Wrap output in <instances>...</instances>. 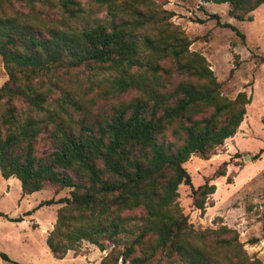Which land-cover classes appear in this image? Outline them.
Returning <instances> with one entry per match:
<instances>
[{
    "label": "trees",
    "instance_id": "obj_1",
    "mask_svg": "<svg viewBox=\"0 0 264 264\" xmlns=\"http://www.w3.org/2000/svg\"><path fill=\"white\" fill-rule=\"evenodd\" d=\"M96 1L104 18L78 27L72 22L82 13L81 0H0L7 73L0 85L1 176L16 177L22 194L48 184L56 192L70 189L67 197L43 202L61 203L46 236L58 259L88 241L101 251L112 244L99 264H165L158 252L183 264H264L247 254L236 229H194L177 204L184 184L195 208L211 206L216 185L208 179L194 187L184 163L192 154L209 157L234 136L250 98L245 91L222 94L206 57L190 49L193 40L162 3ZM203 1L227 3L239 21L252 20L264 3ZM102 72L109 75L90 78ZM80 75L87 76L86 91L79 90ZM39 140L48 146L44 152L37 151ZM226 165L211 179L224 176ZM125 233L133 236L121 241Z\"/></svg>",
    "mask_w": 264,
    "mask_h": 264
},
{
    "label": "rangeland",
    "instance_id": "obj_2",
    "mask_svg": "<svg viewBox=\"0 0 264 264\" xmlns=\"http://www.w3.org/2000/svg\"><path fill=\"white\" fill-rule=\"evenodd\" d=\"M81 1L83 10L80 17L72 22L73 25H91L104 18V7L96 0ZM157 2L173 12L171 21L193 40L190 49L206 57L221 82L222 94L234 98L239 91H245L250 98L246 105V115L234 136L227 138L209 157L192 154L184 163L194 187L208 179L216 185L215 192L208 198L211 206H207L203 212L195 208L190 187L180 184L178 208L187 215L194 229L219 228L222 225L236 229L247 254L264 262V60L261 59L264 57V3L250 13L252 20L239 21L229 16L227 3L203 0ZM16 6L26 9L20 4ZM204 10L218 14L220 22L235 25L244 34V38L229 27L219 25L216 19H206ZM203 19L205 21L201 22ZM231 68H234L232 74ZM108 75L109 72H102L90 78L98 81ZM6 79L7 73L0 57V85ZM81 80L83 83L79 90L86 91L87 76L82 75ZM36 147L39 152L48 149L41 140L37 141ZM223 162L227 163L226 174L211 179V175ZM8 184L0 174V213L24 219L11 221L0 216V252L7 254L10 259L0 257V264H99L112 248V244L108 243V249L101 251L94 244L82 241L77 251L69 250L62 259L54 257L46 244V236L53 228L56 211L61 203L43 202L67 197L70 189L56 192L54 186L48 184L40 191L22 194L17 178ZM28 210L33 211L26 215ZM139 214L137 211L136 216ZM133 230L136 231L135 227ZM132 236L125 233L121 241ZM254 239L256 241H252ZM156 258L165 264H183L173 259L166 261L165 255L160 252ZM118 264L123 263L119 261Z\"/></svg>",
    "mask_w": 264,
    "mask_h": 264
},
{
    "label": "crops",
    "instance_id": "obj_3",
    "mask_svg": "<svg viewBox=\"0 0 264 264\" xmlns=\"http://www.w3.org/2000/svg\"><path fill=\"white\" fill-rule=\"evenodd\" d=\"M14 178H16V177H9L8 179H6V184H7V186H9V184L8 183H11V181H13V179ZM19 181V180H18ZM19 183H20V181H19ZM21 187V186H20ZM9 191V188L7 189V192Z\"/></svg>",
    "mask_w": 264,
    "mask_h": 264
}]
</instances>
